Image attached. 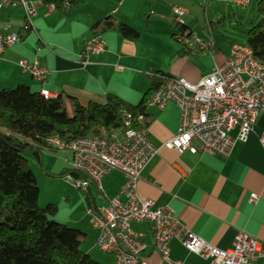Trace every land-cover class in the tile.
Segmentation results:
<instances>
[{
  "label": "crops",
  "instance_id": "crops-1",
  "mask_svg": "<svg viewBox=\"0 0 264 264\" xmlns=\"http://www.w3.org/2000/svg\"><path fill=\"white\" fill-rule=\"evenodd\" d=\"M26 1L35 10L28 29L24 28L23 7L0 2V33L16 32L21 36L17 44L5 47L0 53V87L23 84L32 91L60 96L69 116L72 114L70 98L84 105L104 103L107 95L112 94L129 105H137L148 90L150 79L156 75L196 82L223 63L230 45L235 43L223 48L212 37L208 43L196 36L206 46L198 50L195 45L189 46L194 39L188 43L179 40L172 7L186 11L181 17L183 25V17L191 11L170 1L90 0L94 7L86 10L91 6L79 0L68 9L67 19L41 0ZM207 8L203 14L207 15L205 28L209 32L214 29L215 17ZM211 13L214 14L213 9ZM106 20L135 29L138 38H125L113 29L101 31ZM95 23L98 25L93 28ZM189 32L192 36L193 30ZM94 34L101 35L104 51L84 58L83 44ZM35 59L51 71L43 82L19 66L20 61L32 64ZM146 113L145 136L160 147L176 134L180 112L169 102L163 110L149 108ZM262 130L264 114L257 116L247 139L236 141L227 157L198 150L178 154L160 147L141 172L137 184L139 195L156 205H168L190 232L219 249L231 248L235 235L245 232L258 239L264 251V146L259 142ZM236 133L237 130L230 132L232 136ZM193 145L199 146L195 141ZM124 181L122 172H108L101 180V191L93 186L99 202L92 199L89 207L100 209L106 205L120 193ZM252 196H256V201L250 200ZM131 226L145 234L142 260L146 264H165L155 250L149 224L133 222ZM169 255L188 264H209V260L188 252L176 239L169 244ZM254 264H264V256Z\"/></svg>",
  "mask_w": 264,
  "mask_h": 264
},
{
  "label": "built area",
  "instance_id": "built-area-1",
  "mask_svg": "<svg viewBox=\"0 0 264 264\" xmlns=\"http://www.w3.org/2000/svg\"><path fill=\"white\" fill-rule=\"evenodd\" d=\"M230 1L243 7L248 5V0ZM0 2L23 7L24 28L30 26L35 10L26 0ZM172 12L176 22L182 24L181 17L186 11L172 7ZM20 40L21 36L16 32L0 33V53ZM193 45L198 50L206 48L195 38L189 46ZM104 48L101 35L94 34L83 44L81 54L86 58L89 54L103 52ZM19 66L39 82L45 81L51 73L41 67L37 59L32 64L20 61ZM41 95L55 98L45 91ZM169 102L178 108L180 122L176 134L162 142L160 147L178 154L198 150L227 157L236 141L247 139L257 116L264 114V65L247 45L232 43L224 62L196 82L161 76L145 107L163 110ZM119 117L121 129L111 130L107 137H84L71 143L51 137L47 141L49 146L72 154L71 168L82 175L77 180V187L86 193L91 185L101 191V180L111 170L124 174L120 193L100 209L93 206L89 209L91 224L98 232L95 247L113 256L111 264H146L140 256L145 248V234L135 231L131 226L133 222L149 224L155 250L165 264H188L170 258L169 244L173 239L188 252L209 260V264H254L264 256L263 244L245 232L235 235L231 248L219 249L190 232L176 219L168 205H156L142 198L137 190L141 172L160 147L146 138L141 115L136 119L129 112L121 111ZM136 123L141 126L134 128ZM233 130H237L235 136L230 134ZM194 141L199 144L198 148L193 145ZM259 142L264 146V130L259 134ZM256 199L252 196L250 200Z\"/></svg>",
  "mask_w": 264,
  "mask_h": 264
},
{
  "label": "trees",
  "instance_id": "trees-1",
  "mask_svg": "<svg viewBox=\"0 0 264 264\" xmlns=\"http://www.w3.org/2000/svg\"><path fill=\"white\" fill-rule=\"evenodd\" d=\"M78 1L41 0L65 19L69 17L68 9ZM256 10L259 20L245 32L246 45L264 65V0L257 1ZM98 23L92 27H97ZM175 28L190 37V32L185 34L187 26L176 22ZM108 29L131 40L139 36L129 26H117L106 20L101 31ZM161 76L150 79L149 88L137 105H129L112 94L107 95L104 103L84 105L70 98L71 116L60 96L45 98L23 84L0 88V264H101L88 252L80 250L84 233L52 218L58 211L54 204L39 207V189L28 171L24 154L32 152L40 163L42 150L60 151L48 145L51 137L65 143L84 137H107L111 130L121 129V111L129 112L136 119L141 115L142 125L146 126L145 104ZM140 126L134 124V128ZM66 174L76 180L82 177L72 168L66 170ZM89 190L86 193L88 204L93 199Z\"/></svg>",
  "mask_w": 264,
  "mask_h": 264
},
{
  "label": "rangeland",
  "instance_id": "rangeland-1",
  "mask_svg": "<svg viewBox=\"0 0 264 264\" xmlns=\"http://www.w3.org/2000/svg\"><path fill=\"white\" fill-rule=\"evenodd\" d=\"M84 1H86V6H91L86 8V10L93 9L94 6L90 0ZM165 1L176 3L180 7L191 11V14L185 15L183 20L188 27L187 33L189 30H193L192 36H182L179 29L175 30V33H178V38L186 41V43L197 36L208 43L212 37L215 43L223 48L232 42L246 45L245 32L259 20L256 10L258 0H249V5L246 8L237 6L231 3L230 0H222L224 2L222 4H217L216 0L209 2L206 0ZM206 8L207 10L209 9V14L215 17V24L212 25L214 29L209 32L205 28L207 15L203 14ZM211 9H213L214 14L211 13ZM222 13L224 17H222ZM238 14L240 17H237ZM208 33L211 36H208ZM16 86H13V88ZM24 156L27 159L28 171L32 175L34 184L39 189V207L42 208L47 204H54L58 210L57 214L52 217L54 220L72 229L80 230L85 234L81 239L80 250H88L92 259L101 264H111L113 256L107 255L95 247L94 242L98 232L91 224L90 207L87 203L86 192L77 187L75 178L69 174L65 175L66 170H71L69 163V159L72 158L71 153L69 151H49L44 149L42 150L40 163L32 152H26ZM89 191L95 203H98L97 190L91 186Z\"/></svg>",
  "mask_w": 264,
  "mask_h": 264
}]
</instances>
